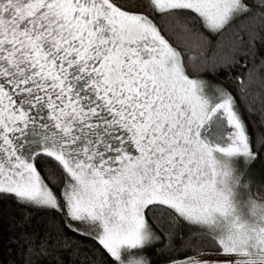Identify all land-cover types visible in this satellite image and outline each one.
<instances>
[{"label":"snow or ice","instance_id":"6c2138e0","mask_svg":"<svg viewBox=\"0 0 264 264\" xmlns=\"http://www.w3.org/2000/svg\"><path fill=\"white\" fill-rule=\"evenodd\" d=\"M258 43L264 0H0V199L32 210L10 264H149L181 224L218 258L170 264H264Z\"/></svg>","mask_w":264,"mask_h":264},{"label":"trees","instance_id":"16d2710c","mask_svg":"<svg viewBox=\"0 0 264 264\" xmlns=\"http://www.w3.org/2000/svg\"><path fill=\"white\" fill-rule=\"evenodd\" d=\"M257 48L259 50V56L257 57V62L259 61L260 56H264V45L257 44ZM233 73H240L244 72L245 69L237 67L232 70ZM221 80L224 79V76L221 75L219 77ZM226 85L235 93L236 86L231 84L230 82L226 81ZM260 107L261 101L258 98L250 96L244 105H241L240 111L242 114L243 119L245 120L248 131L250 134L254 136L253 132V122H255V126L259 131L264 132V128L260 127ZM246 109H251V114ZM45 161L44 157L39 158L37 161L40 167H43V162ZM49 167H55L51 161H47ZM252 172L258 174V178H264V156L260 159L256 160V162L252 165ZM252 191L259 196H264V192L257 193L256 188L253 187ZM23 211H32L31 209H24L21 206L15 204V202L11 198H4L0 199V215L3 216V228H4V235L3 240L0 241V264H10L11 261L17 259L16 252L10 251V245L8 243V218L11 215L19 216ZM162 229L167 232L168 231V223H167V215L166 213L163 214L162 217ZM34 222V221H33ZM196 231V229H190L187 225L181 224L175 230V234L177 239L175 240L173 247L171 249L166 250L163 254L157 255L155 249L146 250L144 253L146 254L147 260L149 264H170L171 259L175 260H183L190 256H196L198 253L203 252H217V249L213 245L212 241L201 237L199 240H191L190 233ZM71 235V233H70ZM183 236L184 240H180L179 237ZM76 239L78 241H83L84 244L88 245L89 247H94V242L91 239L84 238L82 236H77ZM184 241H188L193 247L184 249ZM159 247V245H157ZM14 248V246H12Z\"/></svg>","mask_w":264,"mask_h":264},{"label":"rangeland","instance_id":"374dc122","mask_svg":"<svg viewBox=\"0 0 264 264\" xmlns=\"http://www.w3.org/2000/svg\"><path fill=\"white\" fill-rule=\"evenodd\" d=\"M254 193V192H253ZM254 194H256V193H254ZM257 196H259L258 194H256ZM143 255H145L146 256V254L145 253H142ZM196 256L199 258V259H201V260H204V259H212V260H215V259H217L218 257L215 255V252L213 253V252H203L202 254L201 253H198V254H196Z\"/></svg>","mask_w":264,"mask_h":264}]
</instances>
